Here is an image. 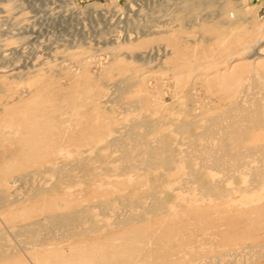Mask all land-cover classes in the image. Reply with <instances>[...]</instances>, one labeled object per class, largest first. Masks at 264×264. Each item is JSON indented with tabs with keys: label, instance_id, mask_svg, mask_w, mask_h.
Instances as JSON below:
<instances>
[{
	"label": "rangeland",
	"instance_id": "rangeland-1",
	"mask_svg": "<svg viewBox=\"0 0 264 264\" xmlns=\"http://www.w3.org/2000/svg\"><path fill=\"white\" fill-rule=\"evenodd\" d=\"M227 3V10L217 12L207 3L191 14L185 0H0V149L4 143L14 149L18 164L10 171L13 159L0 163V195H8L3 181L7 191L21 194L22 184L10 182L34 167L94 156L91 148L104 146L103 135L115 129L121 133L141 114L202 118L223 114L234 103L247 107L253 95L262 98L264 0ZM234 18L242 20L237 24ZM252 76L259 78L254 88ZM117 85L126 89L115 102ZM163 129L171 133L168 126ZM171 134L182 149L191 135ZM257 140L264 141V127L246 145ZM213 146L203 156H214L213 149L209 152ZM246 161L237 172L212 168L202 177L229 188L246 183L262 165L255 156ZM169 175L175 183L184 179V174ZM115 176H104L100 188L96 183L74 187L72 199L54 193L37 205L49 203L52 210L81 206L101 195L125 193L144 179ZM82 190L84 195L77 196ZM165 194L174 195L170 189ZM234 195L191 207L181 203L173 217L150 216L104 230L85 245L62 242L38 255L17 251L0 264H264L243 248L264 241V189ZM7 216L0 210L4 237L10 217L18 215Z\"/></svg>",
	"mask_w": 264,
	"mask_h": 264
},
{
	"label": "bare ground",
	"instance_id": "bare-ground-1",
	"mask_svg": "<svg viewBox=\"0 0 264 264\" xmlns=\"http://www.w3.org/2000/svg\"><path fill=\"white\" fill-rule=\"evenodd\" d=\"M233 1L185 0L184 8L188 11L184 10L187 13L194 14L199 10L200 5L209 3L217 6L216 11L220 12L228 9L227 2L233 3ZM241 20L234 18L233 22L238 24ZM255 53L262 52L256 51ZM256 76H252V79L249 77L253 83V88L256 86ZM116 87L118 93H116L115 102L119 101L120 96L118 95L122 94L126 89L122 85H117ZM258 95L257 97L253 95L250 98L248 102L250 104L247 107L234 103L223 114L202 118L194 116L185 120L182 118L168 120L165 115H153L150 117V115H145L147 113L141 114V118L130 119V121L126 122L121 133V129H115L111 131V137L109 135V137L105 138L107 134H102L103 136L97 135L99 137L102 136L100 139L104 140L103 147L93 149L94 147L91 148L86 145L88 142L86 141L85 145L95 152L94 156H80L81 158L78 157L77 160H74L73 157V160L70 161L68 159L70 151H68L69 156L66 158L69 161L65 159L66 162L62 163L60 160L61 164L56 163L57 161L48 162L45 165L34 167L28 172L15 176L14 181L10 183L15 184L18 181L19 184H17L19 186L21 183L24 190L23 192L21 191V194H19L20 191L19 193L14 192L15 194H12V190L10 192L9 190L7 191V181H3L6 186H2L3 192H7L8 195L6 197L0 195V210H6V214L9 217L10 215L18 216L16 218L10 217L11 219L7 222V229H5L7 237L1 234L2 227L0 228V260H6L10 256L19 254L16 253L17 251L38 255L40 251H48L59 247V243L62 242L72 241L74 242L73 244L85 245L93 242L96 238L95 236L104 230L114 227H129V225L134 224L133 222H137L140 219L144 220L145 217L150 216L164 214L167 216L169 214L173 217L177 214V209L181 203H187L188 205H186L190 206L191 204L189 205V203L219 201L223 198L234 197L235 193L242 196V194L249 195L264 189V141L257 140L249 148L246 145L247 140L252 138L253 132L264 127V96L260 98L261 95L259 97ZM167 126L169 128L167 129L168 132L171 130V133L173 131L182 134L183 131H186L191 134L187 135L188 137L190 135L188 142H186L187 138L186 141H184L185 139L183 140V142H186L183 144V149L172 141L170 138L172 134L169 132L170 135L163 129V127ZM193 127L198 128H195L196 131L194 129L193 132L191 131ZM155 135L157 138L152 139L151 137ZM167 135H169V138ZM202 137L206 140L202 141ZM198 139H201V146L204 145L207 148L204 147L205 149H203L197 145L196 141ZM204 141L205 144L203 143ZM177 142L179 141L177 140ZM215 142L216 144L213 146ZM180 143L182 142L180 141ZM3 146L0 149V163H6L13 159L14 161L10 163V168L6 169L12 171L18 167L15 159V150L7 147L5 143ZM211 146L213 148L209 149V152L213 149L214 156H211L212 154H207V156L211 157L203 156L205 155L202 154L203 150H207ZM102 150H106L108 155L105 156L104 154L102 156L100 153ZM111 151L115 153L110 155ZM216 154L217 156H215ZM254 156L257 160H260L262 165L259 164L261 168L257 167L259 169H255L252 173L250 172L249 180L246 183H237L236 186L229 188L223 186L219 180L205 181L202 177L208 174L212 168H215V170L224 168L227 169V172L228 170L239 171L242 168L244 169L243 166L247 162L246 160ZM93 160L97 162L98 166L89 165ZM6 170L3 171L5 172ZM76 170H79L81 174H75L74 171ZM109 173L124 177L130 174V178L136 177V174H138L142 175L144 179L137 182L134 186L131 185L132 182L130 185L133 187L125 191V193H116L108 196L101 195L100 199H95L81 206H68L52 210L49 208H52L53 205L49 203L37 205V202L54 193L62 192L64 196L71 198L75 196V188L87 186L90 183H96L100 188L103 181L101 179L104 176H108ZM169 174H184V179L175 183V181L167 177ZM35 176L37 178L42 177L41 181L38 179L34 181ZM121 178L123 177H120V180ZM48 183L50 184L49 187L47 186ZM167 186H173V188H167ZM168 189L174 194L170 198L165 194ZM0 190L2 191V189ZM1 191L0 193H2ZM82 195H84L83 190L77 193V196ZM99 216L102 218H99ZM146 218L145 220H147ZM32 237H34V242L30 241ZM9 240L13 241V244ZM243 248L254 251L257 256L259 255L258 258L254 256L257 259L255 262L264 259V241L247 244Z\"/></svg>",
	"mask_w": 264,
	"mask_h": 264
}]
</instances>
